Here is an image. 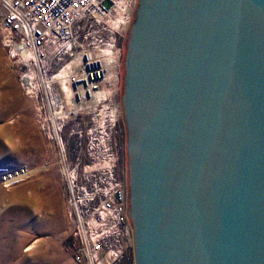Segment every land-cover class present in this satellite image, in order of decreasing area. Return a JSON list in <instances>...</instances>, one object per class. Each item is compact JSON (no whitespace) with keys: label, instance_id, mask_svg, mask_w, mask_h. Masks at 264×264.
I'll use <instances>...</instances> for the list:
<instances>
[{"label":"water","instance_id":"1","mask_svg":"<svg viewBox=\"0 0 264 264\" xmlns=\"http://www.w3.org/2000/svg\"><path fill=\"white\" fill-rule=\"evenodd\" d=\"M121 72L135 264H264V0H137Z\"/></svg>","mask_w":264,"mask_h":264},{"label":"rangeland","instance_id":"2","mask_svg":"<svg viewBox=\"0 0 264 264\" xmlns=\"http://www.w3.org/2000/svg\"><path fill=\"white\" fill-rule=\"evenodd\" d=\"M114 4L120 7L119 12L112 11L115 12V18L111 21L118 20L116 24H120L117 30L120 38L117 36L119 45L114 56L110 54L103 59L106 81L100 85L98 93L108 92L105 100H98V93L87 98V101L80 98L84 88L79 85L83 82H72V74L64 70L73 61L60 62L55 71L50 70L45 74L39 75L36 70L20 72L8 59L0 36V191L12 190L3 188L2 175L21 167L29 170V180L20 186L35 180V175H47L48 172L55 175L63 192L69 228L66 241L60 250L57 249L60 259L65 255L63 264H74L67 247L71 233L66 207L67 190L69 185H80L85 173L96 169L94 166L98 164V151L89 150L88 135L95 123L104 132L98 136V142L106 137L111 140L112 155L116 160L119 176L122 181L126 180L125 133L121 127L126 126V122L121 71L137 0H115ZM77 74H80V66L73 76L76 77ZM61 76L67 78L70 94L63 91V79H59ZM99 146L102 148L101 144ZM1 208L2 205L0 233L4 228L3 232L6 231L7 234L5 233L3 241L0 239V264H48L45 259L40 261L39 255L48 249L51 237L35 234L31 230L34 221L23 211L18 216L19 211L9 210L8 216L3 217ZM17 221L25 225L19 232L18 241L13 239L16 238L15 230L10 228ZM126 257L135 264L133 237ZM119 264L128 262L125 260Z\"/></svg>","mask_w":264,"mask_h":264},{"label":"built area","instance_id":"3","mask_svg":"<svg viewBox=\"0 0 264 264\" xmlns=\"http://www.w3.org/2000/svg\"><path fill=\"white\" fill-rule=\"evenodd\" d=\"M114 2L0 0L2 47L20 72L36 70L39 75L45 74L55 71L60 62L73 61L64 70L72 74V82H83L79 85L84 88L80 98L87 101L106 81L105 64L98 54L111 50L113 57L119 45L120 24H116L118 20L111 21L115 18ZM77 59L79 62L74 65ZM78 66L80 74L74 77ZM100 129L95 123L88 134L89 150L98 151L96 169L85 173L80 185L68 186V246L76 264H119L125 260L133 264L126 257L133 237L128 228L127 185L119 176L111 140L106 137L98 142V136L104 133ZM28 180L29 170L25 167L1 177L6 190Z\"/></svg>","mask_w":264,"mask_h":264},{"label":"crops","instance_id":"4","mask_svg":"<svg viewBox=\"0 0 264 264\" xmlns=\"http://www.w3.org/2000/svg\"><path fill=\"white\" fill-rule=\"evenodd\" d=\"M36 179L29 184L19 186L11 191H0V205H2V216L7 217L9 210H17L19 214L23 211L24 214L33 220L32 229L35 234L51 237V243L45 252L39 255L40 261L45 259L48 264H63L65 255L61 259L58 254L61 246L68 237V223L65 211V201L61 187L57 184L55 175L48 172L47 175L34 176ZM3 200H6L4 202ZM3 201V202H2ZM29 220V221H30ZM32 223V221H31ZM25 225L17 221L13 226L16 238L20 239V231ZM0 233V239H5L3 232ZM7 229V228H6ZM11 234V233H10ZM68 244V243H67ZM68 250L69 246L67 245ZM61 254V252H60ZM70 259L73 261L71 251L69 252ZM74 262V261H73ZM74 264H76L74 262Z\"/></svg>","mask_w":264,"mask_h":264},{"label":"bare ground","instance_id":"5","mask_svg":"<svg viewBox=\"0 0 264 264\" xmlns=\"http://www.w3.org/2000/svg\"><path fill=\"white\" fill-rule=\"evenodd\" d=\"M115 3V2H114ZM120 7V6H119ZM119 7L118 6H115V4H114V6H113V10H116L117 12H119ZM112 10V11H113ZM100 56L99 57H101V58H103L104 60L106 59V58H108V56L110 55V54H112V51L111 50H104V51H102V52H100ZM106 56V57H105ZM108 61V60H107ZM106 61V62H107ZM77 62H79V60L77 59L76 60V62L74 63V65H76L77 64ZM108 63H110V61H108ZM107 63V64H108ZM106 64V65H107ZM72 66V65H71ZM70 66V67H71ZM68 69H66V71H67ZM70 70V69H69ZM110 76V75H109ZM108 76V77H109ZM59 79H63V81H62V85H63V91L66 93V94H70L71 93V91H70V89H69V87H68V80H67V78L66 77H59ZM108 93V92H107ZM107 93H105V92H103V93H98L97 95H98V100H105V99H107L108 98V95H107ZM96 95V96H97ZM112 114H114V113H112Z\"/></svg>","mask_w":264,"mask_h":264},{"label":"flooded vegetation","instance_id":"6","mask_svg":"<svg viewBox=\"0 0 264 264\" xmlns=\"http://www.w3.org/2000/svg\"><path fill=\"white\" fill-rule=\"evenodd\" d=\"M123 112H124V115H125V109H124V100H123ZM126 122V121H125ZM125 183L127 185V181L125 180Z\"/></svg>","mask_w":264,"mask_h":264}]
</instances>
